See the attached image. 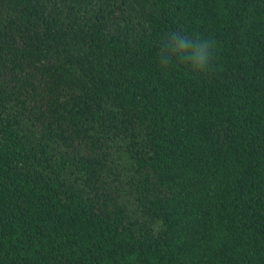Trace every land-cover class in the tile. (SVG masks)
Here are the masks:
<instances>
[{"label":"trees","instance_id":"trees-1","mask_svg":"<svg viewBox=\"0 0 264 264\" xmlns=\"http://www.w3.org/2000/svg\"><path fill=\"white\" fill-rule=\"evenodd\" d=\"M0 264H264V0H0Z\"/></svg>","mask_w":264,"mask_h":264},{"label":"clouds","instance_id":"clouds-1","mask_svg":"<svg viewBox=\"0 0 264 264\" xmlns=\"http://www.w3.org/2000/svg\"><path fill=\"white\" fill-rule=\"evenodd\" d=\"M166 50L160 54L162 68H167L174 60L180 63L187 61L193 74L205 73L215 51L214 42L202 36L189 37L172 33L166 41Z\"/></svg>","mask_w":264,"mask_h":264}]
</instances>
